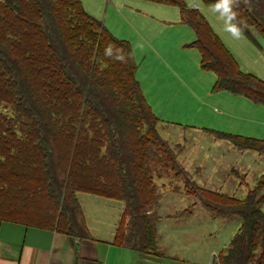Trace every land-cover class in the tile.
Returning a JSON list of instances; mask_svg holds the SVG:
<instances>
[{"label":"trees","instance_id":"obj_1","mask_svg":"<svg viewBox=\"0 0 264 264\" xmlns=\"http://www.w3.org/2000/svg\"><path fill=\"white\" fill-rule=\"evenodd\" d=\"M152 1L179 7L195 33L185 46L214 72L213 91L264 106V79L241 68L204 14L184 0ZM203 1L264 38V0ZM137 69L131 43L81 0H0V217L88 236L77 192L94 193L124 202L115 243L160 253L156 179L170 175L213 216L241 218L212 264H264V172L244 197L196 183L181 145L159 133ZM208 129L264 154V137Z\"/></svg>","mask_w":264,"mask_h":264},{"label":"rangeland","instance_id":"obj_2","mask_svg":"<svg viewBox=\"0 0 264 264\" xmlns=\"http://www.w3.org/2000/svg\"><path fill=\"white\" fill-rule=\"evenodd\" d=\"M81 1L85 9L101 19L114 35L131 43L141 86L149 76L155 80V72L163 76V80L171 74L166 72L167 67L163 66L161 60L170 62L177 69L181 76L168 82V91H174V96L170 97L174 107L161 106L166 102L155 107L154 112L161 118L158 123L159 133L171 144L181 145L179 160L196 183L244 197L248 188L253 187L257 177L264 172V154L250 149H238L229 140L216 138L208 128L263 137L241 131L264 129V106L228 91L212 90L215 74L201 68L198 49L191 46L180 48L176 42L177 37L183 34L182 30H187L192 40L195 36L192 27L186 23H176L175 19L181 17L178 6L152 0ZM184 1L189 8H197L205 17H209L215 28L224 18L234 24L231 17L215 3ZM195 3L198 7H195ZM254 33L256 41L245 37L247 43L246 47L242 46L240 61L246 71L264 79V38L256 31ZM144 39L145 42L161 47V60ZM175 103L179 104V110H176ZM176 119H191L192 122L182 123ZM229 163L235 169L226 167ZM156 180L162 192L157 210L163 218H168L165 219L167 225L163 226L161 218L157 227L167 234L172 231L178 233L174 238L167 239L172 243L169 247L179 253L176 262L210 264L211 258L214 260L228 246L238 231L241 218L213 216L195 196L185 193L182 181H176L170 175ZM186 209L191 211L187 213ZM178 216L179 220L175 221L173 218ZM140 254L149 256L143 264L168 262L159 255Z\"/></svg>","mask_w":264,"mask_h":264},{"label":"crops","instance_id":"obj_3","mask_svg":"<svg viewBox=\"0 0 264 264\" xmlns=\"http://www.w3.org/2000/svg\"><path fill=\"white\" fill-rule=\"evenodd\" d=\"M206 18L208 19L209 17ZM220 19L222 20L221 17ZM175 20L176 23L186 25L179 17ZM229 24L230 22H228L226 18H224L223 21H220L217 25L218 27L216 28L218 29H216L211 23L213 29L232 51L237 60H239L241 68L246 71L247 69L243 67L240 58L242 46L246 47L247 42L245 37L247 36H245L240 30L238 33L229 31ZM234 25L236 24L234 23ZM182 31L183 34L180 37H177L176 42L180 48H185L188 47L185 46V43L192 39H190L191 37L187 30ZM145 41L146 40L144 39V42ZM145 43L148 44L149 42ZM149 48L154 49L157 52L158 58L159 56H162L161 47H156L151 43ZM156 52H154L155 55ZM161 61L163 66L167 67L166 72L171 74L163 80L164 77L158 72H155L153 77L155 78L157 75L155 80L151 79L148 75L149 79L147 78L145 81L146 83L142 82L145 96L154 111H156V105L162 104L161 102H166L161 106H169L170 108L174 107V103L170 98L174 96V91H168V82L176 80L181 76L170 62ZM239 97L243 96L239 95ZM175 106L177 108L176 110H179V104H176ZM176 120L181 121L182 123L192 122L191 119ZM241 132L245 134H259L258 136L264 137V129L259 131L254 128L251 129L250 132ZM226 167L235 169L231 163L227 164ZM77 197L88 229V236H79V234L60 231L54 227L26 224L0 217V264H143V261L148 259L149 256H141V251H137L127 246H121L113 240L124 206L122 200L84 191H78ZM183 216L184 215H182V217ZM161 218L163 220V226L167 225L165 219L168 218H163L160 214V219ZM176 218L173 219L178 221L180 216ZM157 231V250L160 253H142L164 257L168 262L162 264H178L179 262H176V259L179 258L177 255L178 251L176 252V249L173 247L170 248L169 246L172 245V243L167 240L170 237L174 238V235L178 233H173L172 231V233L167 234L161 232L158 227ZM212 259L213 258H211L209 262L210 264L213 262Z\"/></svg>","mask_w":264,"mask_h":264},{"label":"clouds","instance_id":"obj_4","mask_svg":"<svg viewBox=\"0 0 264 264\" xmlns=\"http://www.w3.org/2000/svg\"><path fill=\"white\" fill-rule=\"evenodd\" d=\"M225 2L227 3V0H225ZM235 14H233L234 16ZM231 19V18H230ZM228 30L233 32V33H238L239 32V29L236 27V25L234 24H229L228 26Z\"/></svg>","mask_w":264,"mask_h":264},{"label":"built area","instance_id":"obj_5","mask_svg":"<svg viewBox=\"0 0 264 264\" xmlns=\"http://www.w3.org/2000/svg\"><path fill=\"white\" fill-rule=\"evenodd\" d=\"M195 7H197V4H195Z\"/></svg>","mask_w":264,"mask_h":264}]
</instances>
